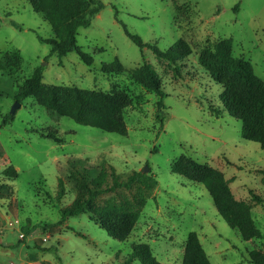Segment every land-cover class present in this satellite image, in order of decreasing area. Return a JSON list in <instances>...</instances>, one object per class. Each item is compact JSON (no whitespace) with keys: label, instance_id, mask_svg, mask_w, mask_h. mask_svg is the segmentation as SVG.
<instances>
[{"label":"rangeland","instance_id":"374dc122","mask_svg":"<svg viewBox=\"0 0 264 264\" xmlns=\"http://www.w3.org/2000/svg\"><path fill=\"white\" fill-rule=\"evenodd\" d=\"M99 1L103 9L91 26L77 32L78 46L94 59L87 66L76 51L59 56L40 42L38 37L61 41L62 35L29 0H0V185L13 188L10 198L0 199V264H127L138 243L149 244L162 263L183 264L191 232L211 264H251L252 253H264V148L242 137V122L220 101L223 86L199 64V56L220 39H232L233 55H243L264 80V0ZM127 32L162 51L184 40L192 53L170 63L149 47L142 52ZM116 58L124 73L102 72V64ZM144 63L160 78L161 114L158 95L136 74ZM41 67L48 85L127 90L134 96L124 110L127 134L53 116L39 104L40 92L11 114L20 87ZM9 115L13 118L3 124ZM47 128L64 143L42 137ZM182 155L223 173L235 200L250 208L258 237L244 241L219 215L205 187L172 172ZM72 159L83 160L77 167L90 179L107 173L110 184V166L122 181L142 174L131 189L119 187L96 201L98 213L112 214L134 210L142 199L127 240L111 237L90 213L60 222L62 209L83 194L70 177ZM10 165L17 174L7 170Z\"/></svg>","mask_w":264,"mask_h":264},{"label":"trees","instance_id":"16d2710c","mask_svg":"<svg viewBox=\"0 0 264 264\" xmlns=\"http://www.w3.org/2000/svg\"><path fill=\"white\" fill-rule=\"evenodd\" d=\"M29 2L33 10L41 14L54 28H58L62 35L61 41L54 37H38L40 42L50 44L51 51L59 56L76 51L87 66L94 63L91 55L78 46L77 32L80 28L90 27L92 18L103 9V4L99 0H29ZM127 34L142 52L144 48L149 47L158 58L166 59L170 63H176L180 58L186 59L192 53L190 46L184 40H179L173 48L162 51L157 44L145 43L139 36L129 32ZM199 64L211 74L215 82L223 86L220 101L232 117L242 122V137L257 142L264 148V80L255 74L252 64L243 55L238 57L233 55L232 39H220L212 48L205 47L199 56ZM101 70L108 75L122 74L125 71L118 58L111 63L102 64ZM43 71L42 67L38 68L30 78L26 79L16 95V101L22 104L27 98L40 92L37 97L39 104L47 108L53 116L67 117L81 125L109 133L127 134L124 110L134 101V96L127 90L118 88L100 91L48 85L43 82ZM136 74L141 76L151 91L158 95V111L161 114L165 94L157 72L151 65L144 63ZM12 118L13 116L10 115L5 117L3 124ZM41 136L52 139L58 144L64 143V138L59 136L55 129H43ZM81 163H84L81 159H72L68 162L70 177L76 181L83 194H80L71 205L62 209L60 222L71 216L90 213L91 220L98 222L111 237L119 241L127 240L139 218L138 208L143 206L142 199H137L138 208L134 206V210L112 214L98 213L96 201L101 195L119 187L131 189L142 174L134 172L127 180L122 181L115 169L110 166L109 176L112 179L110 184L107 173H104L102 178L90 179L85 170L78 169L77 165ZM7 170L17 174L12 165ZM172 172L205 187L219 215L241 235L244 241L258 237L259 231L252 222L250 208L245 203L235 200L229 181L221 171L182 155L173 163ZM64 194V180L60 178L58 197L62 198ZM12 195V186L2 183L0 199L10 198ZM135 260H139L142 264H165L153 255L147 243L133 246L126 262L129 264ZM249 262L264 264V253H259L257 256L252 253ZM183 264H211L195 232H191L187 237Z\"/></svg>","mask_w":264,"mask_h":264},{"label":"water","instance_id":"95a60500","mask_svg":"<svg viewBox=\"0 0 264 264\" xmlns=\"http://www.w3.org/2000/svg\"><path fill=\"white\" fill-rule=\"evenodd\" d=\"M20 102H18L17 101V103H16V105L12 108V110H11V114H14L15 112H16V109L20 106ZM149 171V168L148 167H146L145 169H143V171L142 172H148Z\"/></svg>","mask_w":264,"mask_h":264},{"label":"built area","instance_id":"2783aa9c","mask_svg":"<svg viewBox=\"0 0 264 264\" xmlns=\"http://www.w3.org/2000/svg\"><path fill=\"white\" fill-rule=\"evenodd\" d=\"M23 236V235H22Z\"/></svg>","mask_w":264,"mask_h":264}]
</instances>
